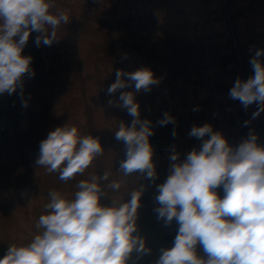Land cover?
Segmentation results:
<instances>
[{"label": "rangeland", "instance_id": "1", "mask_svg": "<svg viewBox=\"0 0 264 264\" xmlns=\"http://www.w3.org/2000/svg\"><path fill=\"white\" fill-rule=\"evenodd\" d=\"M118 1L116 13L117 0H55L68 10L69 23L57 29L51 46L37 47V33L31 34L23 55L33 58L35 76L25 78L23 96L19 89L0 95V257L9 245L27 244L38 234L35 225L46 214L50 191L71 198L80 180L109 171V181H123L119 191L108 190L110 199L126 200L144 186L137 225L152 251L139 261L134 253L130 264H154L160 249L172 246L178 227L157 220L156 185L169 174L173 149L183 160L200 147L202 141L189 135L192 127L210 124L233 146L254 131L264 145V112L253 118L256 103L245 109L229 96L237 78L253 75L250 58L264 48V0ZM142 67L160 80L136 95L141 119L153 129L155 183L118 171L125 149L114 134L133 117L108 105L119 100L120 92L107 93L116 70ZM166 112L174 123L161 126ZM65 124L98 137L104 148L83 175L67 182L35 164L40 142Z\"/></svg>", "mask_w": 264, "mask_h": 264}, {"label": "clouds", "instance_id": "2", "mask_svg": "<svg viewBox=\"0 0 264 264\" xmlns=\"http://www.w3.org/2000/svg\"><path fill=\"white\" fill-rule=\"evenodd\" d=\"M69 21L68 10L57 8L55 0H0V95L11 96L19 89L23 96L25 78L35 76L33 58L23 55L31 34L37 33V47L51 46L57 29ZM249 63L253 75L237 78L229 96L245 109L256 103L255 118L264 112V48L257 49ZM115 76L107 93L120 92L119 100L110 99L108 105L133 117L130 125L121 121L114 134L125 149L118 171L155 183L149 141L153 129L150 120L141 119L136 95L150 92L160 80L146 67L116 70ZM129 88L134 90L120 91ZM158 123L174 119L166 112ZM189 135L202 141L200 147L183 160L173 149L169 174L156 185L157 220L178 227L172 246L162 247L154 264H264V145L250 131L233 146L207 123L193 126ZM103 152L98 137L81 135L76 126L65 124L40 142L35 164L67 182L83 175ZM110 175L105 171L80 180L71 198L50 191L46 214L35 225L38 234L27 244L9 245L0 264H130L134 253L137 261L149 255L152 250L137 225L144 186L126 200L110 199L108 190L119 191L123 183L109 181ZM105 198L110 203H103Z\"/></svg>", "mask_w": 264, "mask_h": 264}, {"label": "trees", "instance_id": "3", "mask_svg": "<svg viewBox=\"0 0 264 264\" xmlns=\"http://www.w3.org/2000/svg\"><path fill=\"white\" fill-rule=\"evenodd\" d=\"M115 4H116V5H115L116 13H117V9H119V8H118V6H119V1L117 0V3H115ZM32 114H33V113H32ZM32 114H31V115H32ZM34 114H35V113H34ZM32 116H33V115H32Z\"/></svg>", "mask_w": 264, "mask_h": 264}]
</instances>
